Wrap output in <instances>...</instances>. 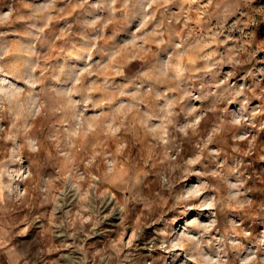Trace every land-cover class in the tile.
<instances>
[{"label": "clouds", "instance_id": "1", "mask_svg": "<svg viewBox=\"0 0 264 264\" xmlns=\"http://www.w3.org/2000/svg\"><path fill=\"white\" fill-rule=\"evenodd\" d=\"M58 2L32 8V19L43 25L36 29L40 34L87 0L76 5L68 0L65 8H57ZM184 2L188 12L159 21L127 45L150 59L122 86L90 81V69L75 74L68 69L63 78L45 84V70L31 59L38 56L34 46L11 62L6 58L13 49L0 46V258L7 256L8 264H57L46 259L52 249L41 247L42 241L14 243L34 224L45 238H86L106 218L102 210L111 208L107 215L126 219L139 205L146 208L143 219L167 206L189 217L171 239L165 230L158 233L165 251L187 250L181 264H264L254 254L232 259L244 248L237 237L251 235L232 214H250L257 207L244 157L262 150L249 129L257 127L253 121L264 108L249 113L248 93L254 90L230 83L235 70L255 56L250 40H234L226 31L231 18L247 15L250 0ZM138 3L104 0L105 16L78 20L91 32L85 51L95 50L107 26L126 19ZM170 3L148 0L147 7ZM154 19L148 16L135 31L143 33ZM108 55L110 63L115 56ZM259 214L264 215V206ZM132 229L138 238V227ZM125 247L130 245L121 242Z\"/></svg>", "mask_w": 264, "mask_h": 264}, {"label": "rangeland", "instance_id": "2", "mask_svg": "<svg viewBox=\"0 0 264 264\" xmlns=\"http://www.w3.org/2000/svg\"><path fill=\"white\" fill-rule=\"evenodd\" d=\"M47 2L48 0H0V46L13 49L6 60L11 62L17 55L22 54L23 50L34 46L38 56H33L31 59L45 70L47 77L45 84L53 82L55 76L63 78L68 69H71L73 74L90 69L92 73L89 77L90 81L99 83L107 79L109 85L122 86L134 80L142 66L146 65L150 59L148 54L137 48L127 47L134 36L151 32L159 21H166L179 13L189 11V5L184 0H172V3L165 8L156 6L148 8V0H140V3L127 12L126 19L108 25L104 32V39L95 50L88 52L85 49L91 46V32L83 30L81 23L77 21L83 18L95 19L97 16H105V10L102 7L104 0H87L82 6L66 12L65 18L54 20L50 27L40 34L36 29L43 25L41 21L32 19V8ZM200 2L206 4L207 0H200ZM79 3L80 0H73V5ZM67 5L68 0H60L56 6L65 8ZM198 6L191 5V9H196ZM261 9H264V0H250L249 5L244 8L247 15L243 17L237 15L226 25L227 34L234 40H250L249 51L255 53L249 63L235 70L236 75L230 81L237 87L243 84L246 88L254 90L255 94L252 91L248 93L249 113L258 108H264V14L261 13ZM152 15L155 19L148 24L143 33L136 32L135 29L139 28L140 22ZM192 16L194 20L197 19L194 11ZM249 16H251L250 22ZM211 23L214 24L215 21ZM34 24L36 27H32ZM70 24L72 28L65 32L64 29ZM192 26L195 27V25ZM148 46L152 47L153 52L161 50L154 45ZM230 46L232 41L227 47ZM164 47L167 48L168 45ZM17 49L20 52H17ZM219 50L224 51V46ZM109 53L115 56L110 63ZM36 75L39 76L40 72L37 71ZM243 99V97L238 98L232 103L231 108H238ZM253 122L257 123V127L250 128L249 131L257 135V143L262 150L254 151L251 156L244 157V161L245 174L250 178L248 181V187L251 188L250 195L257 207L250 214H232L240 217L242 221L240 228L246 233H251L249 236L237 237L242 241L244 248L232 256L233 260H236L237 256L246 258L253 254L258 260L264 259V244L260 243V240L264 239V215L259 214V206H264V159H262L264 128L260 127V124H264V115L257 116ZM49 211H51L50 207ZM110 211L111 208L107 211L102 210V215L106 218L86 238L80 236L74 239L67 234L53 236L50 239L45 238L41 235L43 229L34 224L27 236L17 237L14 243L24 247L29 243L34 245L36 241H42L41 247L46 246L52 249L46 259L50 262L56 261L57 264H181L182 258L188 254L187 250L165 251L163 237L158 235L160 230L167 231L169 239L173 235H178L177 230L189 218L181 209L167 206L163 210L158 209L157 212L148 215L147 219H143L146 214L144 205L135 207L126 219L119 213L107 215ZM190 215L199 216L202 220L208 217L207 213L193 212ZM40 223H46V221L37 222V224ZM133 224L139 229V236L136 239H133ZM183 230L189 234H196L193 228ZM121 242L130 247L121 249ZM35 250V248L32 249V251Z\"/></svg>", "mask_w": 264, "mask_h": 264}, {"label": "crops", "instance_id": "3", "mask_svg": "<svg viewBox=\"0 0 264 264\" xmlns=\"http://www.w3.org/2000/svg\"><path fill=\"white\" fill-rule=\"evenodd\" d=\"M0 264H8V257L5 256L3 258H0Z\"/></svg>", "mask_w": 264, "mask_h": 264}]
</instances>
